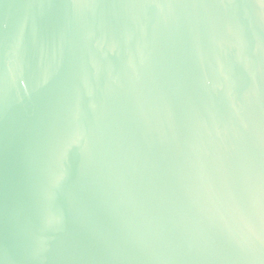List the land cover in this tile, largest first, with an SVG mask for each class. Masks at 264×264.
Masks as SVG:
<instances>
[{
  "label": "water",
  "instance_id": "obj_1",
  "mask_svg": "<svg viewBox=\"0 0 264 264\" xmlns=\"http://www.w3.org/2000/svg\"><path fill=\"white\" fill-rule=\"evenodd\" d=\"M0 264H264V0H0Z\"/></svg>",
  "mask_w": 264,
  "mask_h": 264
}]
</instances>
